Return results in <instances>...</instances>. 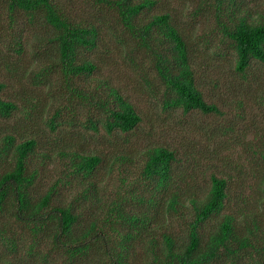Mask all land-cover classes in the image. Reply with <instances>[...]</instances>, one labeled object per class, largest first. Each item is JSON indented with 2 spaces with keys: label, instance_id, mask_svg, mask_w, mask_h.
<instances>
[{
  "label": "trees",
  "instance_id": "1",
  "mask_svg": "<svg viewBox=\"0 0 264 264\" xmlns=\"http://www.w3.org/2000/svg\"><path fill=\"white\" fill-rule=\"evenodd\" d=\"M95 2L114 10L118 21L132 35L136 44L152 52L155 70L166 87L164 105L168 109H182L185 114L192 111L220 113L216 105L207 103L197 87L191 56L193 50L177 28V21H173L169 13L156 15L148 22L141 20L140 15L145 10H152L157 4L156 0ZM209 2L215 10L217 27L236 53L235 71L245 74L253 62L264 65V21L254 18L252 8L244 0ZM9 11L12 23L14 15L23 12L31 18L40 15L44 25L50 28L51 36L47 42L54 47L58 56L52 71L51 68L42 69L43 65L39 71L29 70L25 76H31L35 82H46L51 75L62 73L67 78L66 82L70 80L73 83L74 79L89 80L93 74L102 72L94 60L80 55L82 49L89 52L96 49L99 39L96 25L73 24L65 16L58 0H10ZM155 42L161 46L154 47ZM16 45L15 53H25L20 38ZM38 56V53L34 54V57ZM9 57L7 51H0V68L9 71ZM113 77L111 73L107 76L103 73V76L95 79L94 90L87 93L85 89L75 90L90 108L99 107L103 111L106 116L104 126L109 134L118 132L127 136L138 130L143 118L136 106L113 83ZM11 84L19 91L23 81L13 79ZM7 86L6 82L0 81V118L11 119L23 111L28 120V130L36 127L39 124V119H35V116L39 117L36 111L38 99L32 93L25 92L19 106L4 96ZM57 115L49 122V137L37 130L30 137H21L20 141L13 134L5 135L0 140V219L5 216L24 225L34 236L33 244L39 246L41 238L51 242L53 249L61 255L63 264H137L140 249L146 255L143 264H240V256L248 249L256 250L259 257L251 264H264V226H261L256 213L248 217L246 212H227L230 198L228 178L211 174L206 187L200 188L197 176L177 175L176 162L179 159L175 150L167 145L151 146L145 151L146 159L141 172L142 179L147 182L146 192L138 191L139 196L135 197L140 205L148 209L127 211L124 201L130 200L106 203L107 198L100 193L95 176L105 161L103 155L96 151L68 150L66 147L71 145L52 147V135L54 142L61 145L62 136H65V130H60L56 124ZM98 124L97 121L92 123L94 131L99 130ZM39 148L44 149L43 163L70 161L66 173L63 172L64 175L46 191L36 188L40 185V176L34 169L33 159ZM115 159L127 160L123 156ZM76 186L77 191L72 199L63 197V190L71 193ZM167 195L169 197L163 203L167 214L176 212L179 206L185 204H189L193 212L188 240L183 246L177 245L170 232L161 236L163 241L153 233L154 224L163 216L159 207ZM87 203L90 207L95 205L99 211L88 216ZM210 222L214 223V228L210 233H205L204 225ZM3 234L5 232L0 231V238L16 257L20 252L17 238ZM40 235L42 237L38 238ZM27 254L28 258L36 259L42 253H36L32 246ZM41 258L48 261L49 253ZM6 264L19 263L13 259Z\"/></svg>",
  "mask_w": 264,
  "mask_h": 264
},
{
  "label": "rangeland",
  "instance_id": "2",
  "mask_svg": "<svg viewBox=\"0 0 264 264\" xmlns=\"http://www.w3.org/2000/svg\"><path fill=\"white\" fill-rule=\"evenodd\" d=\"M58 1L73 24L96 25L99 31L96 49L92 52L82 49L80 55L94 60L102 72L93 74L89 80L74 79L73 83L70 80L66 82L62 73L55 77L51 75L46 82H35L31 76H25L29 70L39 71L43 65L42 69L51 68L52 71L53 64L57 62L55 49L47 42L51 36L50 28L44 25L40 15L31 18L24 12L14 15L12 23L10 0H0V51H7L10 54L7 60L11 62L9 71L0 68V81L8 84L4 96L21 106L24 93H32L38 99L36 111L39 115L35 116L39 124L30 130L26 127L28 120L23 111L11 119L0 118V140L5 135L13 134L20 141L21 137H30L37 130L49 137V122L59 113L56 124L60 130H65V136H62L61 145L54 142L52 135V147L71 145L74 148H66L71 151H96L103 155L105 161L95 176L100 193L107 198L106 203L130 200L124 201L127 211L137 212L148 209L135 200L139 196L138 191L146 192L147 182L141 177L145 151L151 146L167 145L176 151L179 159L176 162L177 175L197 176L200 188L206 187L211 174L228 178L230 198L227 212H246L248 217L256 213L261 226H264V65L253 62L245 74L235 71L236 53L217 27L210 0H156V6L152 10H145L140 16L143 22H148L156 15L169 13L173 21H177V28L193 50L191 56L197 87L208 104L218 107V114H203L200 111L185 114L182 109H168L164 105L166 87L155 70L152 52L136 44L132 35L118 21L114 10L97 4L95 0ZM244 1L252 8L254 18L264 21V0ZM256 11L263 16L260 17ZM19 38L25 46L23 54L14 50ZM153 45L161 46L156 42ZM35 53L39 56L34 57ZM103 73L114 76L113 83L142 116L143 121L136 132L127 136L118 132L109 134L104 126L106 116L103 111L99 107L90 108L76 92L75 88L79 91L85 89V93L94 90L95 79L103 76ZM13 79H22L23 85L19 91L11 84ZM96 121L99 123L98 131H94L92 126ZM43 150L39 148L33 159L34 169L40 176V185L36 187L38 191H46L52 186L64 175L63 172L66 173L70 164L69 159L43 163ZM117 156L127 160H116ZM76 191L77 186L73 192L63 190L62 194L64 198L72 199ZM168 197L165 196L160 204L159 212L163 216L154 224L153 233L163 241L161 236L170 232L177 245L183 246L188 240L193 212L190 205L185 204L179 206L176 212L167 214L163 203ZM87 207L88 216L98 210L88 203ZM0 220V231L5 232V237L17 238L20 250L13 257L5 241L0 238V264L13 259L19 264H63L61 255L53 249L51 242L41 238L42 235L38 237L41 239L37 246L32 243L34 236L24 225L5 216ZM213 228V222L205 224L204 232L210 233ZM32 246L36 253H42L36 259L27 257ZM48 253L49 260L44 261L41 257ZM140 254L137 264H143L146 257L142 249ZM240 258V264H251L259 259L254 249H248Z\"/></svg>",
  "mask_w": 264,
  "mask_h": 264
}]
</instances>
